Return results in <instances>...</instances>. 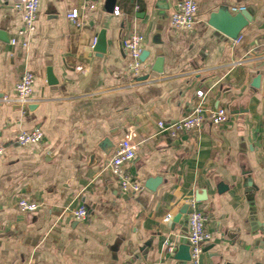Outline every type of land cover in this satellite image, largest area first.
Returning a JSON list of instances; mask_svg holds the SVG:
<instances>
[{
    "label": "crops",
    "instance_id": "1",
    "mask_svg": "<svg viewBox=\"0 0 264 264\" xmlns=\"http://www.w3.org/2000/svg\"><path fill=\"white\" fill-rule=\"evenodd\" d=\"M181 1L116 0L109 10L110 0H41L24 47L11 43L22 12L0 0V264H193L192 200L212 234L199 264H264V0H195L190 32L171 22ZM74 8L82 24L67 18ZM219 12L227 31L211 21ZM135 32L145 37L144 81L125 74L124 40ZM27 69L37 80L23 107L5 97ZM199 103L225 107L229 120L160 132L158 120ZM35 127L42 144L15 141ZM125 137L136 145L126 170L143 184L137 194L106 168ZM21 197L38 210L20 211ZM81 204L86 220L73 215Z\"/></svg>",
    "mask_w": 264,
    "mask_h": 264
},
{
    "label": "built area",
    "instance_id": "2",
    "mask_svg": "<svg viewBox=\"0 0 264 264\" xmlns=\"http://www.w3.org/2000/svg\"><path fill=\"white\" fill-rule=\"evenodd\" d=\"M4 1V0H3ZM41 0H13L16 9L22 12L23 26L19 28L17 35L11 39L14 45L27 47L32 42L37 30V19ZM89 1V0H86ZM94 6L91 4L90 8ZM246 10V6H233L232 11L241 12ZM199 11L198 3L195 0H182L179 7L174 11L171 22L178 31H192L197 22ZM119 13V10H115ZM67 18L76 23L82 24L79 19L77 8L72 9ZM97 38H95V43ZM260 46L264 47V38ZM124 49L128 55L125 74L135 81H144L145 69L147 65L142 59L145 51V37L140 32H135L124 40ZM240 60L239 63H242ZM36 74L32 70H25L15 85L13 96H6L5 100L15 101L26 107L33 99L36 87ZM198 96L204 97L205 92L198 90ZM229 120V112L225 107L209 108L203 103H199L189 114L174 120H158L160 132L168 133L172 137H178L182 133L197 130L209 122L215 126H220ZM44 132L39 127L32 130H21L17 133L15 141L21 146L40 145L44 141ZM4 154V147L0 146V156ZM137 156L136 145L128 137L123 138L116 147L113 155L107 161L106 168L114 174L123 192L137 194L142 190V182L126 170V164L134 160ZM191 208L193 211L188 216V243L190 247V259L193 264H199L201 254L206 245L211 241L212 234L207 229L208 217L197 208L196 201L192 200ZM17 206L20 211L34 213L38 210L39 204L29 199L21 197L18 199ZM73 215L78 220H86L89 217V210L85 204H81L73 210ZM171 215L167 214L165 220H170ZM166 249L173 254L176 250V243L173 240L165 241ZM150 264H165V262H155Z\"/></svg>",
    "mask_w": 264,
    "mask_h": 264
},
{
    "label": "water",
    "instance_id": "3",
    "mask_svg": "<svg viewBox=\"0 0 264 264\" xmlns=\"http://www.w3.org/2000/svg\"><path fill=\"white\" fill-rule=\"evenodd\" d=\"M115 1H116V0H110V8H109V10H114V9L116 8V2H115ZM224 15H225L224 12H219L218 14H215V15L212 16V18H211L212 20H211V21H213V24H215L218 28H221V29L224 28V30L227 31L226 28H225L224 26H222L221 23H220L219 21H217V20H219V19L224 18ZM229 15H230V14H229ZM237 15H238V16H243L246 20H251V18H252L250 12H249L247 9L241 11V12L238 13ZM228 32H230V31H228ZM230 33H232V32H230ZM234 36H237V34H234ZM99 44H100V43H99ZM95 49L104 52V51H105V44H103L102 46H101V45H96ZM145 55H146V50L143 52V55H142V59H143V60H144V58H145ZM157 70L160 71L161 68L159 67ZM143 78H145V77H143ZM192 211H193V209L190 208L189 211H188V213H191Z\"/></svg>",
    "mask_w": 264,
    "mask_h": 264
}]
</instances>
